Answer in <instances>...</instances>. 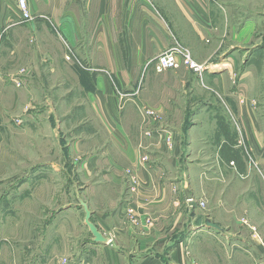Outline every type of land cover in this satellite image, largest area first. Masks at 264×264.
<instances>
[{"label":"crops","instance_id":"crops-1","mask_svg":"<svg viewBox=\"0 0 264 264\" xmlns=\"http://www.w3.org/2000/svg\"><path fill=\"white\" fill-rule=\"evenodd\" d=\"M254 1L27 0L33 19L25 21L18 0H0V53L23 48L29 62L19 80L30 82L33 65L44 73L39 84L50 77L75 85L65 100L83 98L64 116L80 129L69 143L78 188L62 205V192H5L6 212L35 202L43 217L35 239L23 220L7 221L1 264H217L206 245L234 233L206 196L220 192L216 211L264 212L248 199L264 196V69L254 58L264 51V10L246 5ZM222 13L238 16L240 29L217 30ZM174 47L208 70L157 72V57ZM226 197L240 203L228 207ZM204 198L206 212L196 205ZM80 200L106 242L95 240Z\"/></svg>","mask_w":264,"mask_h":264},{"label":"rangeland","instance_id":"rangeland-1","mask_svg":"<svg viewBox=\"0 0 264 264\" xmlns=\"http://www.w3.org/2000/svg\"><path fill=\"white\" fill-rule=\"evenodd\" d=\"M253 10H264V0H255L253 3L246 4ZM222 15V19H221ZM220 29L217 30H239L240 24L238 16L231 19L229 13L216 15ZM178 22L180 24L181 19ZM227 24V25H226ZM257 30H264V21ZM264 45V38H262ZM260 41V42H261ZM26 45V44H25ZM25 48V47H24ZM34 57L38 56L34 46ZM20 48L15 55L9 53H0V258L3 259L5 254L4 248H8L6 238L10 236L6 229L7 221L23 220L25 223V231L31 235L29 239L36 237V225L38 221H42L43 214L40 211V204L35 202L27 206V211L23 214L19 209L18 214L8 213L5 211L4 193L10 189L20 188L24 185L27 192H62L61 203H65L64 192H72L78 188L77 178L74 175L75 170L73 160L76 154L70 149V134L73 135L77 129V118L75 122L70 123L68 117H64L67 110L77 108L74 105L76 99L83 100L82 96L74 93L69 100H65L69 94V89H76L75 85L62 84L52 81V78L44 77L45 82L40 84L37 81V74H44L42 70L31 65L29 67L31 74L28 79L29 83H23L22 71L24 67H28V59ZM260 66L264 69V51L254 56ZM69 61V60H68ZM71 62V61H70ZM261 69H259L260 72ZM26 71V69H25ZM45 74L47 73L46 70ZM50 72V70H48ZM22 73V75L20 74ZM19 75H21L19 77ZM264 80V71L262 73ZM19 82V83H18ZM48 82V83H47ZM44 93V98L42 97ZM78 92V90H77ZM38 94L41 96L38 97ZM53 110V117L49 111ZM44 114L46 115L45 117ZM53 114V113H52ZM63 115V116H62ZM59 120V123H58ZM51 124V125H50ZM40 127V128H38ZM54 127V128H53ZM80 135V134H79ZM82 135V134H81ZM74 154V155H73ZM73 157H71V156ZM60 161L62 164H57ZM51 162L50 164H48ZM52 162H55V170ZM41 168L40 164H44ZM253 166L258 168L255 160ZM77 185V186H76ZM75 187V188H74ZM79 191V190H78ZM81 191V190H80ZM79 191V192H80ZM209 198V210L215 218L224 226L225 236L221 235L219 240L213 242V245H206L205 254L215 255L217 264H264V212L248 210L245 212L228 213L214 208L213 202L220 201V192L206 196ZM46 202L52 200L46 196ZM251 204L261 201L264 204V196L248 198ZM228 207L237 206L239 198L226 197ZM203 203V204H201ZM207 200L204 198L199 200L196 205L201 207L203 212L208 211ZM49 204V203H48ZM220 211V212H219ZM47 220V219H46ZM10 230V228H9ZM9 240V239H8ZM21 252V251H20ZM188 256H191L189 254ZM190 264H210L208 260L200 261V259H192ZM1 264V263H0ZM7 264H12L8 262ZM212 264V263H211Z\"/></svg>","mask_w":264,"mask_h":264},{"label":"built area","instance_id":"built-area-1","mask_svg":"<svg viewBox=\"0 0 264 264\" xmlns=\"http://www.w3.org/2000/svg\"><path fill=\"white\" fill-rule=\"evenodd\" d=\"M19 7L22 13V18L25 21H29L33 19L32 12L29 8L27 0H18ZM67 60H71V54L66 56ZM187 66L190 70L195 72L197 75L202 76L207 70L208 66L205 64H200L194 61L190 50L182 47H174L171 49H167L162 52L156 59L155 68L157 72H165L168 70H173L180 68L181 66ZM19 83V82H18ZM148 114H153L152 111L148 112ZM203 204V203H201ZM128 214L132 222L138 223L140 220L139 216H136L135 209L133 207L128 209ZM146 223L150 224V218L146 219Z\"/></svg>","mask_w":264,"mask_h":264},{"label":"water","instance_id":"water-1","mask_svg":"<svg viewBox=\"0 0 264 264\" xmlns=\"http://www.w3.org/2000/svg\"><path fill=\"white\" fill-rule=\"evenodd\" d=\"M187 194H188V197H190V193H188V191H187ZM80 203L85 210L86 224L88 225V227H89L91 233L93 234L95 240L97 242H106L107 239L105 238V236L99 231V229L96 227V225L91 221V215L92 214H91V211L88 208L87 204L82 200H80ZM206 225H208L210 227H214V228L219 229V230L222 229L218 224L214 223L211 219L206 220Z\"/></svg>","mask_w":264,"mask_h":264},{"label":"bare ground","instance_id":"bare-ground-1","mask_svg":"<svg viewBox=\"0 0 264 264\" xmlns=\"http://www.w3.org/2000/svg\"><path fill=\"white\" fill-rule=\"evenodd\" d=\"M228 66V65H227Z\"/></svg>","mask_w":264,"mask_h":264}]
</instances>
